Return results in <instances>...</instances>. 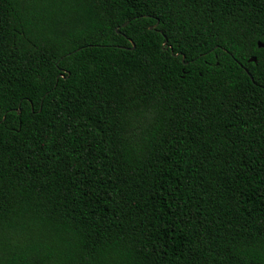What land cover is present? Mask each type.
<instances>
[{
    "label": "trees",
    "instance_id": "obj_1",
    "mask_svg": "<svg viewBox=\"0 0 264 264\" xmlns=\"http://www.w3.org/2000/svg\"><path fill=\"white\" fill-rule=\"evenodd\" d=\"M259 42L264 0H0V264H264Z\"/></svg>",
    "mask_w": 264,
    "mask_h": 264
},
{
    "label": "water",
    "instance_id": "obj_2",
    "mask_svg": "<svg viewBox=\"0 0 264 264\" xmlns=\"http://www.w3.org/2000/svg\"><path fill=\"white\" fill-rule=\"evenodd\" d=\"M128 22L124 23V25H126ZM259 46H264V43L262 42H259ZM178 55V53L176 54ZM184 59H185V56H184ZM253 60H256V58L254 57ZM251 78L253 79V77L251 76Z\"/></svg>",
    "mask_w": 264,
    "mask_h": 264
}]
</instances>
